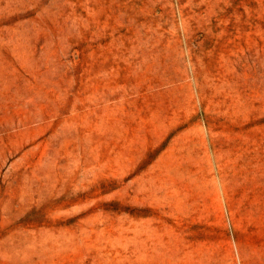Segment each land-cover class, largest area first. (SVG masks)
<instances>
[{"label":"rangeland","instance_id":"1","mask_svg":"<svg viewBox=\"0 0 264 264\" xmlns=\"http://www.w3.org/2000/svg\"><path fill=\"white\" fill-rule=\"evenodd\" d=\"M0 264H264V0H0Z\"/></svg>","mask_w":264,"mask_h":264}]
</instances>
